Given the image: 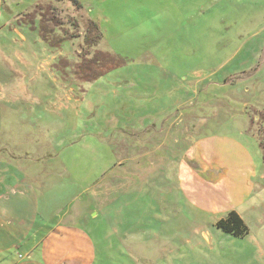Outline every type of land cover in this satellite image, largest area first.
<instances>
[{"label": "rangeland", "instance_id": "obj_1", "mask_svg": "<svg viewBox=\"0 0 264 264\" xmlns=\"http://www.w3.org/2000/svg\"><path fill=\"white\" fill-rule=\"evenodd\" d=\"M78 1L81 8L66 0L5 3L7 26L26 35L18 50L31 64L17 63L18 79L40 76L37 89L27 85L43 104L11 91L9 59L0 53V153L35 133L41 145L54 136L41 128L55 122L63 130L54 137L65 140L51 151L59 156L90 147L98 154L93 146L106 141L110 152L98 157L107 191L94 186L82 195L94 211L95 264H264V0ZM91 21L101 40L88 49ZM113 59L124 65L83 80ZM156 150V164H146ZM84 170L74 166L71 177L82 181ZM194 195L214 201L221 217L232 208L248 235L233 239L212 228ZM195 221L208 240L196 237Z\"/></svg>", "mask_w": 264, "mask_h": 264}, {"label": "crops", "instance_id": "obj_2", "mask_svg": "<svg viewBox=\"0 0 264 264\" xmlns=\"http://www.w3.org/2000/svg\"><path fill=\"white\" fill-rule=\"evenodd\" d=\"M2 1L0 0V41L5 42L0 47V53L7 57L10 63L9 68L5 69L9 75L6 74L5 77L14 83L11 91H15L17 88L20 90V98L26 101V99L34 97L33 100L36 99L37 103L42 105L41 98L38 95L32 96L27 85L29 82L33 89H37L34 83L40 76H28L24 83L18 79L19 75L23 73L17 63L19 62L25 67L31 65L27 64L23 54L18 50L27 45L26 35L20 26L14 27L13 30L8 28L9 16L4 10L12 11L11 7L5 5L11 0L4 2V6ZM42 42L40 36L39 44ZM56 92L58 95L60 94L59 90ZM55 109L57 108L55 107ZM66 110L68 111L69 108L67 107ZM71 110H73L72 107ZM161 114L163 111L159 112V115ZM150 122L147 125L151 123L153 126L155 125L153 121ZM30 126L32 127L33 124ZM126 127L133 129L134 125L128 124ZM42 129L49 130V135L55 136L60 129L63 130V127L60 123L55 122L48 128L42 127ZM23 131L28 133V136L32 135V130L29 128ZM33 131L35 133L38 130ZM33 135L36 136L35 139L24 138L22 141L12 144L13 147L8 145V149L4 150L6 153H0V264H95L96 241L89 229L90 221L95 219L91 218L94 211L90 201L84 200L82 195H92L94 186L98 187L95 192L99 191L100 194H105L107 191L105 178L108 174L107 169L100 166L101 160L98 157L102 156L104 160L107 158L106 150L109 151V149L106 146V141L103 145L98 142L99 146H93V148L99 149L98 154H91L90 147L81 156H59L51 151L58 146L65 145V140H58L52 135L51 139L45 136L42 140L43 143L38 145L37 138L42 135L38 136L37 133ZM24 143L27 147L21 148ZM82 145L83 147L89 146L86 143ZM156 152L157 150L147 153L146 164H156V162L154 163L157 160ZM101 153L104 154L101 155ZM114 154L117 157L121 155L116 152ZM80 159L83 166L78 164ZM139 159L142 160L141 157ZM114 160L116 162V158ZM73 162H77V164H70ZM74 166L77 169L83 168V172L86 169L87 174L82 181L78 182L71 177L74 174ZM60 167L62 171L59 169ZM120 168L123 170V164L116 165L114 171L117 173ZM91 171H94V174ZM188 176L191 174H187L186 177ZM75 183L78 184V189L80 188L78 191L70 189L75 186ZM76 193L80 194V197L76 202H73L77 197ZM58 195L63 198L60 201L61 204H58L61 199ZM198 196L194 195L193 197L196 209L201 211L203 217H209L208 225L220 231L214 225L225 218L232 208H227L226 215L221 217V214H218L219 207L214 201H203L201 197L198 200ZM194 225L196 237L208 240L209 236L204 230L205 227L203 226L200 231V225L196 221ZM222 234L229 238L239 239L225 233ZM131 242H133L132 239ZM131 246L135 250L136 246L133 244Z\"/></svg>", "mask_w": 264, "mask_h": 264}, {"label": "trees", "instance_id": "obj_3", "mask_svg": "<svg viewBox=\"0 0 264 264\" xmlns=\"http://www.w3.org/2000/svg\"><path fill=\"white\" fill-rule=\"evenodd\" d=\"M58 1H62V0H58ZM66 1L70 2L75 8H81V4L78 0H66ZM43 33H44V31H42V35L44 37V38L43 37L42 38H43L44 42L49 43L50 40H48L47 37ZM100 40H101V33L99 31L98 25L93 21L89 22L87 31L85 33V38H84L85 47L88 49L93 48V47H95V45ZM50 46H51V44H50ZM53 46H55V45H53ZM115 60L112 62L113 64L110 68L104 67L105 68L104 71H102L98 74L85 76L83 80L85 82L95 81L101 77H104L111 70L120 68L124 65L123 64L124 62H122V60L119 59L121 62H117V63L115 62ZM91 62H93V64H99V62H95L92 59H91ZM88 65H90V64H87V66ZM80 67H83V66H80ZM259 141H260L261 152L263 154L264 153V132L262 133V137L259 138ZM215 227L218 230H220L222 233L231 235V236H233L235 238H239V239H242L248 235V228H247L246 224L244 223L242 218L234 211L229 212L225 218L219 220L216 223Z\"/></svg>", "mask_w": 264, "mask_h": 264}]
</instances>
